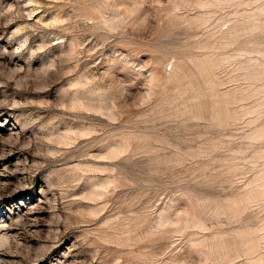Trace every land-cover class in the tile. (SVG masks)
<instances>
[{"label": "rangeland", "instance_id": "rangeland-1", "mask_svg": "<svg viewBox=\"0 0 264 264\" xmlns=\"http://www.w3.org/2000/svg\"><path fill=\"white\" fill-rule=\"evenodd\" d=\"M0 264H264V0H0Z\"/></svg>", "mask_w": 264, "mask_h": 264}]
</instances>
